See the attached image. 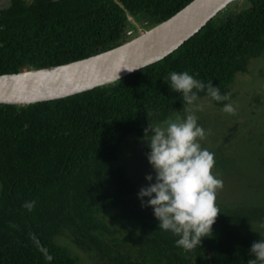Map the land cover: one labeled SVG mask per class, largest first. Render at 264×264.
Here are the masks:
<instances>
[{"label": "trees", "instance_id": "16d2710c", "mask_svg": "<svg viewBox=\"0 0 264 264\" xmlns=\"http://www.w3.org/2000/svg\"><path fill=\"white\" fill-rule=\"evenodd\" d=\"M190 1L4 0L0 74L108 50L126 41L133 27L126 11L148 28ZM263 56L264 0H243L161 60L114 84L19 107L0 104V264H247L252 243L264 240V228L252 225L264 224V201L219 205L212 235L186 252L176 246L179 237L159 228L153 209L142 207L124 152L132 138L149 139V125L186 114L182 94L170 88L172 71L231 93L226 102L198 94L197 104L209 101L222 110L237 101L238 75L250 73V61ZM261 96L254 97L260 114ZM246 101L240 112L247 111V121L232 135L244 129L240 137L259 141L264 156V130L245 132L248 124L264 128V116ZM216 158V169L234 170V158ZM30 201L32 211L23 207Z\"/></svg>", "mask_w": 264, "mask_h": 264}, {"label": "clouds", "instance_id": "9594fccd", "mask_svg": "<svg viewBox=\"0 0 264 264\" xmlns=\"http://www.w3.org/2000/svg\"><path fill=\"white\" fill-rule=\"evenodd\" d=\"M131 71V70H129ZM119 79V77H117ZM170 88L182 94L186 117L176 115L144 130L149 136L147 154L149 164L154 169L155 183L142 187L138 193L143 206L153 209L159 221V228L179 237L175 243L189 252L201 245L202 238L212 235V225L219 213L216 204L217 192L224 186L223 180L213 173L215 153L203 148L200 141L210 133L198 124L197 111L203 104H197L199 93L205 92L217 102L230 101L231 93L221 94L220 88L212 81L207 83L197 79L187 71L169 74ZM224 113L235 115L233 103H224ZM149 115L152 113L149 112ZM152 181L151 174L146 175ZM148 197L146 204L143 200ZM35 201L25 202L23 207L32 211ZM252 257L247 264H264V240L253 242Z\"/></svg>", "mask_w": 264, "mask_h": 264}, {"label": "water", "instance_id": "95a60500", "mask_svg": "<svg viewBox=\"0 0 264 264\" xmlns=\"http://www.w3.org/2000/svg\"><path fill=\"white\" fill-rule=\"evenodd\" d=\"M240 1L192 0L168 19L144 27L140 33L133 26L136 19L126 11L134 36L82 59L0 74V104L19 107L114 84L127 74L161 60L228 5Z\"/></svg>", "mask_w": 264, "mask_h": 264}, {"label": "rangeland", "instance_id": "374dc122", "mask_svg": "<svg viewBox=\"0 0 264 264\" xmlns=\"http://www.w3.org/2000/svg\"><path fill=\"white\" fill-rule=\"evenodd\" d=\"M133 23L138 33L145 29L143 24L137 20L133 21ZM131 29L132 28H127V39L134 36V32ZM248 67L250 73L238 75L234 82L237 92L235 98L237 101L232 102L237 108L235 115L224 113L221 109L214 107L209 101H199L198 104H203V110L195 113L198 117V124L203 127L206 132L210 130L206 138L200 141L202 147L215 153V161L218 160L216 156L220 154L221 156H226L227 158L231 157L236 160L234 170L227 174L220 171L219 167V169L214 167L212 170L217 178L222 179L224 183L223 188L217 192V206L223 204L228 206L237 202L251 204V201H264V156L257 150L261 143L258 141V143L255 144L256 142L251 141L254 140L253 138H241L240 135L244 129L232 135L241 122L247 121V111L245 113L244 111L242 113L240 112L242 110L240 106H243L246 100V103L249 102L250 110L256 114H260L261 106L255 102L254 97L264 94V86H262V84L264 85V56L252 59ZM253 76L262 77L260 85L253 83V86L251 82ZM252 86L256 88V92L252 91ZM263 97L264 96H261V99ZM237 113H241V115L236 116L239 115ZM186 115L187 113L180 114L182 118L186 117ZM260 116L263 117L264 113H261ZM260 120L261 119H259L258 122ZM246 128L245 132L249 136L255 134L259 130H264L258 123L253 125L248 124ZM238 137L241 139L237 140ZM147 140L148 139H139L135 142L132 138V140H130L131 144L127 146V152H124V158H126L125 156L127 153L128 162L132 161L130 163L126 162L129 175H131L133 180H136L140 189L149 186L151 183H155L156 173L147 159V154L150 152ZM133 155H136V158L133 157ZM216 164L215 162V166ZM149 174L153 177L152 181H147L145 179L146 175ZM144 199L146 204L149 198L144 197ZM144 207L152 209L149 206ZM252 225L255 228H264V224L261 222H253Z\"/></svg>", "mask_w": 264, "mask_h": 264}, {"label": "flooded vegetation", "instance_id": "af4514ba", "mask_svg": "<svg viewBox=\"0 0 264 264\" xmlns=\"http://www.w3.org/2000/svg\"><path fill=\"white\" fill-rule=\"evenodd\" d=\"M2 1H4V0H0V3H2Z\"/></svg>", "mask_w": 264, "mask_h": 264}]
</instances>
